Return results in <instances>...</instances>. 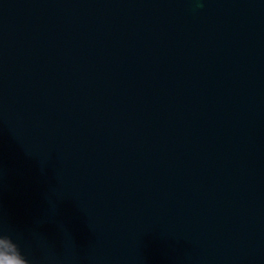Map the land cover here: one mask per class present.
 <instances>
[{
    "label": "water",
    "instance_id": "obj_1",
    "mask_svg": "<svg viewBox=\"0 0 264 264\" xmlns=\"http://www.w3.org/2000/svg\"><path fill=\"white\" fill-rule=\"evenodd\" d=\"M35 264H264V0H0V233Z\"/></svg>",
    "mask_w": 264,
    "mask_h": 264
},
{
    "label": "clouds",
    "instance_id": "obj_2",
    "mask_svg": "<svg viewBox=\"0 0 264 264\" xmlns=\"http://www.w3.org/2000/svg\"><path fill=\"white\" fill-rule=\"evenodd\" d=\"M0 264H35L26 255L13 235L5 231L0 233Z\"/></svg>",
    "mask_w": 264,
    "mask_h": 264
}]
</instances>
